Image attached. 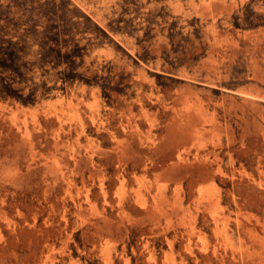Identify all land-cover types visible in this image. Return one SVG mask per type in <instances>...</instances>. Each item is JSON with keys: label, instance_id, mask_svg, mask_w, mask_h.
Here are the masks:
<instances>
[{"label": "rangeland", "instance_id": "374dc122", "mask_svg": "<svg viewBox=\"0 0 264 264\" xmlns=\"http://www.w3.org/2000/svg\"><path fill=\"white\" fill-rule=\"evenodd\" d=\"M48 24L83 57L0 98V264H264V0H0Z\"/></svg>", "mask_w": 264, "mask_h": 264}, {"label": "trees", "instance_id": "16d2710c", "mask_svg": "<svg viewBox=\"0 0 264 264\" xmlns=\"http://www.w3.org/2000/svg\"><path fill=\"white\" fill-rule=\"evenodd\" d=\"M2 30L0 29V98H16L24 104H34L39 92L42 97L48 96L52 89L57 88L58 81L65 88L67 82L78 76L75 69L80 64L76 63V57L82 59L83 54L69 46L74 39L67 36L69 30L53 24L45 25L42 30L36 25H30L16 40L5 37ZM62 65L64 68L59 70ZM36 70L40 71L42 77L38 82L34 77ZM49 81L54 84L48 85ZM26 87L29 91L24 94Z\"/></svg>", "mask_w": 264, "mask_h": 264}]
</instances>
